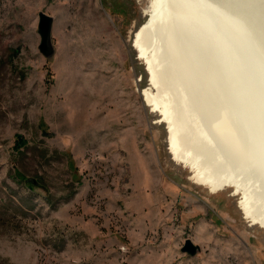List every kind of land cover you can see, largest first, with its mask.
<instances>
[{
  "label": "rangeland",
  "instance_id": "374dc122",
  "mask_svg": "<svg viewBox=\"0 0 264 264\" xmlns=\"http://www.w3.org/2000/svg\"><path fill=\"white\" fill-rule=\"evenodd\" d=\"M148 6L0 0V264H264V231L195 184L145 100Z\"/></svg>",
  "mask_w": 264,
  "mask_h": 264
},
{
  "label": "bare ground",
  "instance_id": "6f19581e",
  "mask_svg": "<svg viewBox=\"0 0 264 264\" xmlns=\"http://www.w3.org/2000/svg\"><path fill=\"white\" fill-rule=\"evenodd\" d=\"M144 1L133 43L172 157L264 231V0Z\"/></svg>",
  "mask_w": 264,
  "mask_h": 264
},
{
  "label": "water",
  "instance_id": "95a60500",
  "mask_svg": "<svg viewBox=\"0 0 264 264\" xmlns=\"http://www.w3.org/2000/svg\"><path fill=\"white\" fill-rule=\"evenodd\" d=\"M54 19L45 13L39 14V25L38 33L41 38L39 50L40 53L50 59L54 55V48L52 43V33H53ZM32 183L37 184L35 181ZM202 251L201 247L195 244L192 240H186L184 246L182 247V253L188 255L189 257H196Z\"/></svg>",
  "mask_w": 264,
  "mask_h": 264
}]
</instances>
